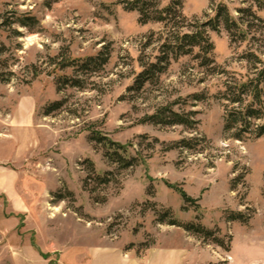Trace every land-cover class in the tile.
<instances>
[{"label":"rangeland","instance_id":"374dc122","mask_svg":"<svg viewBox=\"0 0 264 264\" xmlns=\"http://www.w3.org/2000/svg\"><path fill=\"white\" fill-rule=\"evenodd\" d=\"M121 1L0 0V23L5 22L0 74L7 80L0 82V119L22 121L27 104L32 113L31 125L13 127L12 137L0 143V158L26 145L12 162L23 179H0V264H92V250L99 246L120 250L130 264L154 248L179 252L182 264H264V135L236 140L224 131L225 112L233 106L218 95L227 77L252 76L241 54L252 48L264 60V45L250 41L264 40V26L236 44L222 27L207 30L211 57L224 74L209 75L182 56L171 60L156 82L129 91L142 70L138 60L157 55L158 43L146 50L141 45L163 28L140 24L138 13L124 10ZM179 1L189 22L206 21L218 3L234 16L236 7L248 5L247 0ZM168 3L161 0L160 7ZM252 9L264 21V10ZM26 17L34 25L18 24ZM104 48L109 57L100 71L58 65L61 59L94 57ZM61 79L84 85L58 91ZM55 101H62L61 107L44 116L45 106ZM172 103L176 112L194 113V130L142 122ZM92 133L124 147L137 164L118 171L104 156L106 148L89 139ZM201 138L189 150L174 147ZM90 164L99 177L112 172L114 182L97 186L93 176L88 179ZM174 187L198 207L184 203ZM165 209L180 223L218 231L229 251L159 223L156 212ZM229 212L249 216L248 222H227Z\"/></svg>","mask_w":264,"mask_h":264},{"label":"trees","instance_id":"16d2710c","mask_svg":"<svg viewBox=\"0 0 264 264\" xmlns=\"http://www.w3.org/2000/svg\"><path fill=\"white\" fill-rule=\"evenodd\" d=\"M160 2L161 0L121 1L124 10L138 13V22L140 24L148 22L160 23L163 28L158 33H150L146 37V41L141 45L143 50H146L155 43H158L157 55L152 61L150 59L145 61V57H141L138 60L142 70L137 74L134 85L129 88V91L139 92L146 83L156 82L158 74L165 71L170 61H176L182 56H190L197 66L203 68L205 73L209 75L215 73L224 74L225 71L217 67L211 57L213 45L208 38L207 30L217 31L222 27L228 34L230 44H236L237 42L244 41L250 30L255 29V31H259L258 29L264 26V21L252 9L254 5L258 10H264V0H247L248 5L246 7L235 8L236 16L230 12L226 4L218 3L214 6L213 15L204 22L187 21L180 11L179 0H169V3L164 7H160ZM34 23L33 19L27 17L18 21V24L25 28L34 25ZM0 26H5V22H1ZM250 41L256 42V44L259 41L261 45H264V40L261 41L254 36ZM251 49L241 54L240 58L251 67L252 76L245 79H236L233 75L227 77L229 80L224 82L225 91L218 94L220 99L233 106L225 112L223 129L224 131L233 132L231 136L236 140H241L244 136L259 138L264 135V122H257L264 116V60ZM108 57L109 50L108 48H104L101 53H98L94 57H88L83 61L61 59L58 65L62 69L72 66L77 71L91 73L100 71L107 63ZM4 81H7L6 78L0 74V82ZM56 84L58 91L67 86L83 88L84 85L79 79H61ZM192 97L196 101L202 98L201 95H193ZM174 104L158 107L152 115L144 116L142 122L167 127L179 125L186 129L194 130L197 124L193 118L194 113L176 112L172 109V105ZM61 105L62 101L48 104L43 110V115L48 116L59 109ZM89 139L102 144L106 148L104 156L110 164L116 166L118 171L132 168L138 162L136 157L127 158L124 147L107 140L98 133L90 134ZM204 140V138L200 140H181L174 147L180 150H189L193 148L192 145ZM88 172L90 173L88 179L93 176L97 186H107L114 182L111 179L112 172H107L104 177H99L94 175L91 164ZM232 187L233 190L235 186L232 185ZM174 190L179 193L184 203H188L192 207L194 206V208L197 206V200L189 197L181 190H176L175 187ZM89 192L93 193L94 188L89 189ZM156 215L158 222L161 224L180 227L203 242L224 248L226 252L230 249L229 243L224 242V238L219 235L218 231L207 229L198 222L180 223L174 218L170 209H165L160 214L156 212ZM248 218L249 216H244L243 213L229 212L226 216V221H238L245 225L248 222ZM228 240L230 241V237H228ZM144 247L146 248L147 246Z\"/></svg>","mask_w":264,"mask_h":264},{"label":"crops","instance_id":"0c3cea01","mask_svg":"<svg viewBox=\"0 0 264 264\" xmlns=\"http://www.w3.org/2000/svg\"><path fill=\"white\" fill-rule=\"evenodd\" d=\"M30 108L31 105L29 106L28 104L26 107H24V111H26V114L24 113V115L26 117L22 121L16 119L14 120L12 116L5 120L0 119L1 144L6 143V141L12 137L11 129L13 127H19L22 124L31 125L30 119L32 117V113L29 112ZM15 148L17 149L18 147H14L13 149ZM25 148L26 145H24L20 151L9 150L7 155L0 158V179H23V175L18 172L16 166L12 162L15 161L18 154L24 152ZM3 184L4 181L0 180V187H3ZM91 255L93 259L92 264H130V262L125 261L120 250H115L110 247H96L92 250ZM180 259V253L172 249L167 250L162 248H154L150 251H147L144 260L135 264H182ZM86 261L88 260L86 259ZM82 262L83 260L81 261V264Z\"/></svg>","mask_w":264,"mask_h":264}]
</instances>
